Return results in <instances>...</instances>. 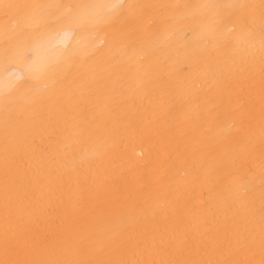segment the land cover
Listing matches in <instances>:
<instances>
[{
	"label": "snow or ice",
	"instance_id": "obj_1",
	"mask_svg": "<svg viewBox=\"0 0 264 264\" xmlns=\"http://www.w3.org/2000/svg\"><path fill=\"white\" fill-rule=\"evenodd\" d=\"M143 7L125 0H0V264H264V0L259 6H164L183 9L191 20L183 51L202 45L224 53L210 74L220 88L233 87L238 70L247 69L243 92L251 100L259 56L258 200L251 166L257 125L250 102L238 129L224 124L240 117L220 108L196 128L167 118L149 116L145 122L119 111L103 118L85 110L60 128L56 155L43 168L25 162L18 114L39 101L56 108L72 73L91 84L88 68L98 59L120 65L148 49L163 70L178 55L171 30L159 24L148 36L129 38L127 21ZM257 7L259 24L253 19ZM242 9L249 11L240 15ZM126 67L133 85L142 86L143 72L131 63ZM101 87L126 97L112 76L102 77ZM131 136L151 143V168L137 162L120 170L117 161ZM210 142L214 146L206 151ZM197 145L202 147L190 151ZM140 168L141 183L134 184L127 172ZM196 189L208 197L203 210L187 196ZM53 212L60 230L41 233L37 226Z\"/></svg>",
	"mask_w": 264,
	"mask_h": 264
},
{
	"label": "bare ground",
	"instance_id": "obj_2",
	"mask_svg": "<svg viewBox=\"0 0 264 264\" xmlns=\"http://www.w3.org/2000/svg\"><path fill=\"white\" fill-rule=\"evenodd\" d=\"M9 2L75 3L79 0H9ZM98 2H102V0H98ZM125 2L144 6L134 10L127 21L129 38L148 36L159 24L161 27L171 30L173 38L177 40L178 46L174 51L178 55H174L163 70H161L163 62L148 49L138 53L132 61L125 59L120 65L114 64L107 57L98 59L88 68L89 80L95 81L91 84L81 80L79 73H72L66 90L58 94L59 100L56 108L45 101H39L34 107H29L18 114V122L24 134V159L28 167L35 168L39 165L43 168L45 160H51L56 155V138L60 128L85 110L89 115L97 114L103 118L110 117L113 111L122 112L129 119L140 120L143 118L145 122L149 116L154 120L167 118L170 124H183L188 128H196L220 108L229 115L235 113L240 117L235 121L228 120L224 124L225 127L232 124L234 129H238L242 122H246L248 103L250 102L253 105L257 125L256 151L251 166L255 171L258 200L261 156L258 136L261 87L259 56L257 54L253 69L252 84L255 92L251 100L243 92V89L248 87L250 79L247 69L238 70L233 87L220 88L218 82L211 81L210 74L226 58L224 53L214 49L209 50L202 45L194 46L187 52L183 51V34L191 26V20L185 15L183 9H171L164 6L220 2L259 6L261 0H125ZM248 11V9H242L239 14L243 15ZM253 19L259 24L258 7ZM214 57L219 59H213ZM206 61H211V63H206ZM129 63L143 72L142 86L133 85L129 69L126 67ZM108 76L115 78L117 88L123 85L126 97L113 96L101 87V78ZM73 97L76 99L73 100ZM64 105L67 106L66 112L61 107ZM213 146L214 144L210 142L205 150L210 151ZM200 147L202 146L197 145L190 151H197ZM154 156L155 150L149 141L131 136L126 141L123 158L118 160L117 164L120 165L121 171L137 162H146L151 168L155 162ZM246 166L247 161H245ZM143 171V168L135 171L129 170L127 172L129 180L134 184L141 183L140 177ZM160 174H164L163 170ZM153 179L156 180L157 177L153 176ZM178 180L183 182V177H178ZM154 187L158 188L159 186L155 185ZM142 195L147 196V193H142ZM187 196L192 204L202 210L205 208L202 201L208 197L204 191L189 190ZM37 227L43 234L55 235L61 227L58 213L53 212ZM0 258H3L2 254H0Z\"/></svg>",
	"mask_w": 264,
	"mask_h": 264
}]
</instances>
